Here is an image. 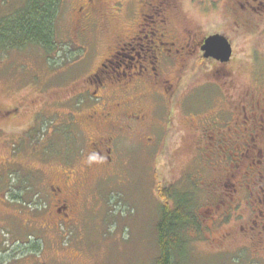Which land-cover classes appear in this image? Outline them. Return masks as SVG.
I'll return each mask as SVG.
<instances>
[{"label": "rangeland", "instance_id": "1", "mask_svg": "<svg viewBox=\"0 0 264 264\" xmlns=\"http://www.w3.org/2000/svg\"><path fill=\"white\" fill-rule=\"evenodd\" d=\"M24 1L0 0V16ZM117 1H90L100 10L113 8L118 16L106 23L102 15H92L81 27L78 9L89 3L65 0L58 24L60 48L50 59L36 45L0 56V112L11 110L0 121V166L7 159L11 167L0 183V264H152L159 252L161 205L168 197L175 205L174 197L160 194L161 186L179 191L185 202L192 199L201 224V231L186 233L176 264H264V241L258 239L264 233L250 221L258 213L252 199L247 203L240 190L232 207L225 203L230 208L226 212L220 203L224 196L210 201L204 189L208 186L195 181L198 175V181L214 183L215 173L203 161L209 149L189 146L193 120L187 118L195 115L197 106L222 100V88L213 83L204 87L208 77L216 76L220 84L231 73L235 97L245 90H253L252 98L264 93V0H180L178 13L170 11L169 31L193 35L190 42L223 33L233 43V59L222 67L201 66L205 69L194 67L196 55L186 66L180 64L184 61H170L165 76L170 86H180L175 94L172 89L162 91L171 101L149 93L154 112L139 132L145 140L118 143L108 169L100 162L83 167L92 154L88 137L97 133L84 120L79 125L72 120L81 113L85 118L94 105L100 110L103 102L110 105L121 95L104 92L99 104L92 92L99 80L91 83L87 77L103 67L120 38L128 37L135 9L141 7L140 0H120L123 6ZM65 162L80 173L85 169L81 178L86 180L76 215L68 221L60 218L50 191L51 183L65 179ZM36 167L42 171L41 180L32 175ZM237 169L242 173L245 166Z\"/></svg>", "mask_w": 264, "mask_h": 264}, {"label": "flooded vegetation", "instance_id": "2", "mask_svg": "<svg viewBox=\"0 0 264 264\" xmlns=\"http://www.w3.org/2000/svg\"><path fill=\"white\" fill-rule=\"evenodd\" d=\"M90 1L92 0H87L89 5ZM138 2L141 7L138 9V5L135 9L134 20L136 21L135 24L129 25L128 37L120 38L116 42L115 51L102 62L103 67H99L96 72L87 77V81L91 83L99 80V84L92 87L94 97L99 104L102 102L104 92L111 91L114 94L119 92L121 95L110 105L107 101L103 102L99 105L102 106L100 110L94 105L93 112L87 114L85 118L81 117V113L75 115L76 118L72 120L75 125L82 124L84 120V123L86 122L92 131L97 133L95 137H88L91 141L89 146L92 154H89L88 159L86 156L87 161L82 164L83 167L89 162H100L108 169L116 158V155H113L118 143L123 140L134 141V143L145 140L139 132L146 128L154 112V107L150 108L148 105L149 93L153 91L159 97L165 98L167 96L165 92H168V89H172L171 91L175 94L180 86L178 88L170 86L171 79L165 76V70H168L170 61H184L185 63L180 64L186 66L187 60L196 55L197 62L193 63L194 67L205 69L201 66L210 63L213 68L219 65L222 67L234 57V50L230 60L226 62L213 56H205L203 46L207 38L216 33L203 35L200 39L190 42L193 35L186 38L169 31L170 11L176 10L178 13L180 0H140ZM123 3L119 0L117 6H123ZM89 5L78 9L81 27L92 15L98 17L102 15V21L106 23L109 17L118 16L113 12V8L104 11L105 9L100 10L99 7H95L94 3ZM186 32L190 33V31ZM227 73L220 84L215 82L217 79L213 76L208 77L204 85L206 87L207 84L213 83L222 88V100L204 107L197 106L195 115L187 116L189 120H193L190 124L188 144L191 148L201 144L209 149L203 156V161L215 173L211 180L214 183L198 181V175L195 181L208 186L204 189L210 201H216L224 196L220 203H224L225 209L228 207L225 203H228L229 207L234 205L233 203L237 200L235 193L238 194L237 192L242 190L240 193L244 194L245 200L248 199L247 203L252 199V203L257 206L252 207L258 213L250 221L259 227L260 234L264 233V93L260 97L252 98L253 90H245L235 97L233 78L229 77L231 73ZM213 75H216L214 71ZM123 76L127 79L124 82L120 81ZM143 85L147 90L142 89ZM88 88L87 92L90 93L92 88ZM83 93L86 92L83 91ZM187 96H183L181 106ZM167 97L171 101L170 96ZM10 112V109L0 112V121L7 119ZM82 131L86 133V130ZM184 138L186 139L185 136ZM81 152L83 153L84 150ZM9 163L10 160L6 159L0 166V183L4 181V173L11 169ZM63 165L65 167L62 168V175L65 179L61 183L59 181L51 183L50 191L55 196V205L61 214L60 218L63 217L62 220L68 221L76 215L75 209L81 197L80 189L85 187L86 180L81 178L85 169L82 170L83 173H80L78 170L71 169V164L68 162ZM240 165L245 166L242 173H239L237 169ZM31 172L36 180H41L40 168H32ZM201 190L203 188L199 187V191ZM1 191L0 188V195ZM4 201L2 200L3 203ZM229 209H226V212ZM209 211L211 212V207ZM258 239L260 243L264 241L263 236H259Z\"/></svg>", "mask_w": 264, "mask_h": 264}, {"label": "trees", "instance_id": "3", "mask_svg": "<svg viewBox=\"0 0 264 264\" xmlns=\"http://www.w3.org/2000/svg\"><path fill=\"white\" fill-rule=\"evenodd\" d=\"M64 1L25 0L18 8L1 15L0 56L13 49L36 45L50 59L60 48L58 24ZM174 190L172 187H160L163 198L171 195L175 205L169 204L170 197L161 205L157 223L159 252L152 264H176V251L187 242L186 233L201 231V224L193 213V200L185 202L178 194L179 191ZM38 248L39 245H33V249Z\"/></svg>", "mask_w": 264, "mask_h": 264}, {"label": "water", "instance_id": "4", "mask_svg": "<svg viewBox=\"0 0 264 264\" xmlns=\"http://www.w3.org/2000/svg\"><path fill=\"white\" fill-rule=\"evenodd\" d=\"M203 49L205 56H213L222 62L229 61L233 52L231 42L223 34H214L208 37Z\"/></svg>", "mask_w": 264, "mask_h": 264}]
</instances>
